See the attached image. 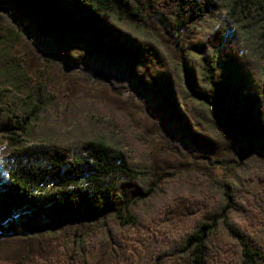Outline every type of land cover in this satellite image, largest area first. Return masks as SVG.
I'll list each match as a JSON object with an SVG mask.
<instances>
[{"label":"trees","instance_id":"1","mask_svg":"<svg viewBox=\"0 0 264 264\" xmlns=\"http://www.w3.org/2000/svg\"><path fill=\"white\" fill-rule=\"evenodd\" d=\"M1 3L12 28L0 19V80L8 85L21 91L25 82L12 54L15 34H34L61 51L72 42L88 57L123 64L143 82L137 84L141 89L151 82L167 104L168 120L191 139L222 134L235 146L238 162L242 155L264 158V0ZM157 16L183 38L180 59L170 58L149 29ZM25 129L0 114V135L16 137ZM8 140L12 149L0 152V236L38 243L39 253L61 238L52 264H88L94 230L111 241L113 229L137 227L138 210L160 179L102 141L25 146ZM235 206L225 192L221 204L171 249V257L210 264L223 236L239 248L232 264H264V205L243 226L230 220ZM215 253L221 255L220 248Z\"/></svg>","mask_w":264,"mask_h":264},{"label":"rangeland","instance_id":"2","mask_svg":"<svg viewBox=\"0 0 264 264\" xmlns=\"http://www.w3.org/2000/svg\"><path fill=\"white\" fill-rule=\"evenodd\" d=\"M7 9L0 0V19L10 26ZM149 29L170 58L180 59L183 38L172 35L162 17L153 19ZM15 37L12 54L25 82L20 91L0 80V114L26 129L16 131V137L0 135V152L12 149L8 137L25 146L98 140L122 151L136 167L160 175L154 195L138 210L137 227L113 229L111 241L92 231L88 264H184L171 257V249L221 204L225 192L237 208L232 223L243 226L261 213L264 158L242 155L238 162L235 146L222 134L191 139L168 120L167 104L151 82L144 80L141 89L143 82L117 61L88 57L72 42L61 51L34 34ZM61 244V238L55 239L39 253L38 243L0 236V264H52ZM213 251L210 264L238 261V246L223 236Z\"/></svg>","mask_w":264,"mask_h":264}]
</instances>
